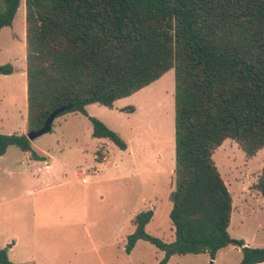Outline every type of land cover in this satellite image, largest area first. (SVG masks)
Returning a JSON list of instances; mask_svg holds the SVG:
<instances>
[{
  "label": "trees",
  "instance_id": "obj_1",
  "mask_svg": "<svg viewBox=\"0 0 264 264\" xmlns=\"http://www.w3.org/2000/svg\"><path fill=\"white\" fill-rule=\"evenodd\" d=\"M21 1L0 0V29L11 26ZM24 8L28 130L63 108L56 117L80 112L93 137L124 150L86 106L111 109L174 69L175 238L147 234L153 212L141 211L125 252L143 239L163 251L165 264L176 254L213 260L231 244L241 250L237 264L264 262V247L230 237L232 198L213 160L225 139L247 157L264 147V0H24ZM12 71L0 66L1 74ZM11 145L37 157L26 134H0V155ZM254 188L264 200V167ZM0 264H14L5 249Z\"/></svg>",
  "mask_w": 264,
  "mask_h": 264
},
{
  "label": "rangeland",
  "instance_id": "obj_2",
  "mask_svg": "<svg viewBox=\"0 0 264 264\" xmlns=\"http://www.w3.org/2000/svg\"><path fill=\"white\" fill-rule=\"evenodd\" d=\"M25 56L22 0L11 26L0 29V66L9 63L13 68L10 74L0 73V134L29 131ZM114 106L110 109L92 103L86 106V111L121 136L127 143L124 150L106 138H94L90 120L80 112L57 116L51 129L34 139L35 147L50 150L58 160L52 163L53 173L48 182L65 181L67 185L48 191L44 202L37 206L29 199L7 204L6 231L23 230L25 224L30 225L34 219L45 223L51 217L54 222L62 218L76 233L68 241L54 238L46 243V239L39 238V250L28 241L27 247H16L13 255L27 252L42 257L41 251L54 246L53 257L65 261L53 264H99L88 244L85 232L89 231L104 264H158L163 257V251L143 239L129 258L121 248L126 245V234L131 232L132 226L135 230L134 216L141 211L153 212L144 227L147 234L166 243L175 238L169 218L172 206L169 195L175 187L174 69L170 68L132 95L116 100ZM121 107L134 110L120 111ZM13 149L23 153L15 146ZM14 156L10 151L6 162L12 161ZM213 160L232 198L230 237L244 238L263 247L264 200L254 185L264 167V147L247 157L236 141L225 139L214 150ZM37 165L42 166V163ZM99 167L103 170L95 172ZM74 172H79V177L86 174L91 182H79ZM42 173L30 174L23 168L0 172V192L8 193L11 185L14 191H20L28 176L39 179ZM252 238L256 240L250 241ZM13 255L9 253L8 259H13ZM235 260L236 252L230 250L227 255L220 254L216 264H232ZM207 261L205 254H176L166 264H205Z\"/></svg>",
  "mask_w": 264,
  "mask_h": 264
},
{
  "label": "crops",
  "instance_id": "obj_3",
  "mask_svg": "<svg viewBox=\"0 0 264 264\" xmlns=\"http://www.w3.org/2000/svg\"><path fill=\"white\" fill-rule=\"evenodd\" d=\"M115 107V106H113ZM123 108V107H121ZM119 108V110L121 109ZM26 130L23 131L21 134H25ZM95 138V137H94ZM101 139V138H100ZM104 139V138H102ZM34 140H31V147L33 151L37 154V157H32L30 151H22L18 148L22 154L13 149L14 145L8 146L5 153L3 155H0V172L5 173V172H14L18 170H26L30 174L33 173V171L39 173H42V176L37 179L34 178V176L29 177L28 176V181H26L22 186L23 189L20 191H14V185H11L8 193L3 190L0 192V249H5L7 255L10 253V255H13L14 249L20 245L26 246L27 247V242L34 246L36 250H39V238L41 239H46V243L50 239H62L65 241H68V239L74 235L76 232H72L70 230V226L68 223H65L62 218H59L54 222L52 218L46 219L45 223L44 220H38L35 221L34 219L33 223H30V225L25 224V228L23 230H12V232L7 233L6 227H7V204H14L16 202H26V199H29L34 206H37V203L39 204L40 202H44L47 196V192L52 190L53 188L59 187V186H64L67 185V183L64 181L53 184L48 182L50 175H52V169H53V162H58V160L54 157V155L50 152L48 149H43L39 147H35L33 144ZM12 151L14 153V159L12 161L6 162L7 157L9 152ZM105 159V157H104ZM38 163H42V166L37 165ZM102 167H99L95 170V172L101 170ZM103 170V169H102ZM101 170V171H102ZM80 174L79 172H74V178L76 180L80 181V178L78 176ZM90 181V179H89ZM91 182V181H90ZM89 183V182H88ZM85 183V184H88ZM231 217V216H230ZM38 218V217H37ZM69 221V220H68ZM12 225H15V222H11ZM41 223V226H37V224ZM230 223V222H229ZM39 228V229H38ZM229 228V226H228ZM86 230V229H85ZM134 230V226H132L131 232L132 233ZM86 237L88 239V244L91 246L92 250L94 251L95 254V260L99 262V264H104L101 255L98 252V248L91 238L90 232L86 231ZM129 233V234H130ZM126 234V237L127 235ZM242 239L246 245L251 247H257V245L251 244L249 240L244 239V238H239ZM256 240L255 238L250 239V241ZM142 239H138L133 248L129 253L125 252V246L121 249L124 250L125 255L129 258L134 254L135 249L137 248L138 245L141 244ZM146 241V240H145ZM47 245V244H46ZM64 247V244L62 245ZM108 246V245H107ZM264 247V246H263ZM67 248V247H66ZM55 250L54 246L50 248L48 246L47 248L44 249V251H41L43 256L38 257L36 255H33L32 253H27V252H19L17 253L18 256L15 254L13 255V259H9L12 263L14 264H53V262H64L65 259L61 258H55L54 256V251ZM118 249V250H121ZM230 250H235L236 252V260L232 264H237L241 257V250L239 247L234 246V245H227L223 248H221L217 254L215 259L211 260L207 254H205L208 258V261L205 264H216L218 261V258L220 254L227 255ZM13 252V253H12ZM107 252V251H106ZM109 253V252H108ZM197 255V254H195ZM8 257V256H7ZM161 259V258H160ZM170 259V258H169ZM159 261V260H158ZM168 262V261H167ZM166 262V263H167ZM165 263V264H166ZM256 264H264V262L256 263Z\"/></svg>",
  "mask_w": 264,
  "mask_h": 264
},
{
  "label": "water",
  "instance_id": "obj_4",
  "mask_svg": "<svg viewBox=\"0 0 264 264\" xmlns=\"http://www.w3.org/2000/svg\"><path fill=\"white\" fill-rule=\"evenodd\" d=\"M63 110H64L63 108H59V109L53 111L52 113H50L48 115V117L45 119L42 126L38 129L29 130L26 133V137L31 141V140H34L35 138L43 135L44 133L48 132L51 129L52 123H53L56 115L58 113L62 112Z\"/></svg>",
  "mask_w": 264,
  "mask_h": 264
},
{
  "label": "built area",
  "instance_id": "obj_5",
  "mask_svg": "<svg viewBox=\"0 0 264 264\" xmlns=\"http://www.w3.org/2000/svg\"><path fill=\"white\" fill-rule=\"evenodd\" d=\"M79 178H80L81 183H83V184L89 182V177L86 174H84L83 176H81Z\"/></svg>",
  "mask_w": 264,
  "mask_h": 264
}]
</instances>
